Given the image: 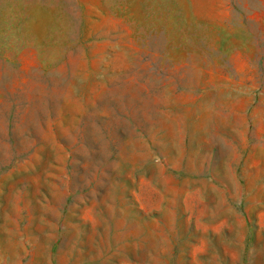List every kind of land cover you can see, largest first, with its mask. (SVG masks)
Here are the masks:
<instances>
[{"label":"rangeland","instance_id":"obj_1","mask_svg":"<svg viewBox=\"0 0 264 264\" xmlns=\"http://www.w3.org/2000/svg\"><path fill=\"white\" fill-rule=\"evenodd\" d=\"M0 264H264V0H0Z\"/></svg>","mask_w":264,"mask_h":264}]
</instances>
